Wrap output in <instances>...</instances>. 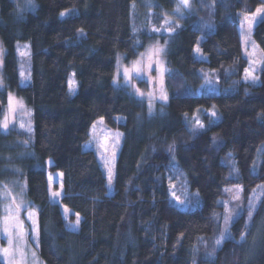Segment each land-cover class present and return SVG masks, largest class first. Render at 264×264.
I'll return each mask as SVG.
<instances>
[{
    "label": "trees",
    "instance_id": "1",
    "mask_svg": "<svg viewBox=\"0 0 264 264\" xmlns=\"http://www.w3.org/2000/svg\"><path fill=\"white\" fill-rule=\"evenodd\" d=\"M136 1L36 0L35 10L18 20L12 0H0L5 87L33 112V157L24 169L37 212L38 255L45 264H264V190L250 220L246 210L253 189L264 185V60L259 83L243 82L247 61L238 31V14L254 12L264 0L197 1L198 15L167 36L168 102L163 116L152 117L143 102L113 84L117 54L129 61L156 39L148 29L135 31ZM157 1L173 7L172 0ZM70 8L76 12L60 17ZM201 34L206 60L194 54ZM252 38L264 55V20ZM17 43L29 44L27 86L19 85ZM203 68L218 79V93H194ZM200 108L214 110L216 118L209 124L204 115V128L192 132L186 117ZM98 118L123 132L111 195L97 157L83 149ZM2 139L0 134V151ZM48 170L62 173L60 202L80 215L77 231L66 229L61 207L49 195ZM179 179L195 193L193 210L179 209L170 197V184ZM227 188L243 189L244 212L230 226V239L217 247L218 200ZM254 229L257 242L250 250L241 236Z\"/></svg>",
    "mask_w": 264,
    "mask_h": 264
},
{
    "label": "rangeland",
    "instance_id": "2",
    "mask_svg": "<svg viewBox=\"0 0 264 264\" xmlns=\"http://www.w3.org/2000/svg\"><path fill=\"white\" fill-rule=\"evenodd\" d=\"M172 1L173 7L170 10L167 9L161 3H159L157 0H137L136 3L132 5V18L133 24H135V31H140L141 29H148L149 32L156 34V39L147 47H145L144 50L140 51L137 57L134 59L126 61L123 53H118L116 56L115 75L113 80L115 88L125 90L130 95L143 102L145 104L147 117H152L154 115L163 116L165 114V107L167 106L168 102V93L166 89V75L168 72L166 62V55L168 52L167 36L173 33L174 27H176L177 25H179L180 27L184 23V21H187L190 18L198 15V0H190V8H182L180 13H177L175 11L179 0ZM12 2L14 4L13 14L18 20L24 19L29 12L35 10L37 5L36 0H33L35 4L34 9L28 4V0H12ZM255 11L256 10L249 14H238V31L242 46V56L247 61V67L243 72L242 81L251 85H257L259 83V73L261 71L262 63L264 60L262 50L252 38L254 27L259 22L254 24L250 34H248L247 31V23H244V38H242L241 36V22L245 15L251 16L253 13H255ZM61 12H65L66 14L63 17H67L69 15L74 14L76 12V9L70 8L65 9ZM156 16L161 17L160 22L155 21ZM166 20L167 23L165 22ZM209 25L211 26L209 29V31L211 32L213 30V27L211 24ZM156 29H159V31H156ZM204 38L205 36L201 34L199 37V45ZM156 47L163 48V52L160 54H155L154 49ZM195 47H197V45ZM0 50H2L0 51V96L3 95L5 100V104H2V106H0V134L3 135L1 144L2 151H0V249L10 247L8 235H6L3 231V218L6 215V208L9 205L15 208V205L21 204L22 202V207L20 208L18 215L20 221L23 222L24 232L22 234V239H19L18 241H16V243L19 245V247L25 249L26 251V264H45L38 255L37 212L35 206L30 201L27 194V182L25 176L27 168L24 169L26 161L33 157V150L31 146V142L33 140V112L32 109L26 105L22 98L18 97L16 94L6 89L5 82L3 79L4 47L1 40ZM16 52L19 85L27 86L30 82L31 77V57L29 44L17 43ZM194 54L198 59L206 60V56L202 52L199 54V56L195 52ZM126 70L127 76L125 75ZM246 70L252 72V74L257 78L255 83H253L250 79H245ZM210 71L205 68L199 70L198 73L200 75L203 72L205 73L202 74L203 79L201 84L195 87L192 86V88H196L194 92L195 94L199 95L203 93H218L220 91L219 81L214 75H212V73H210ZM21 73H24V77H27V79L22 77ZM70 79L75 81L74 90L71 92L69 90ZM206 80L210 81V83H206ZM68 90L71 95L75 94L77 90V84L73 72L69 75L68 78ZM137 90H139V93L137 92ZM9 94H11L12 96L11 105L9 104ZM164 96L167 97L166 100L162 98ZM213 111L214 110L207 111L200 108L192 117H186L185 122L188 124L189 129L194 132L193 130L200 129L196 125V120H199L204 125L205 122L202 121L204 115H207L211 120H214L216 118V116H211V112ZM116 119L120 123L124 121V118L120 116H118ZM142 119V116L137 117L138 122ZM4 124H7V128L3 127ZM117 133L122 134L119 137L118 143L116 141ZM122 140V131H120L118 128L108 127L103 118H98L92 124L89 132V137L87 141L83 144L84 150L92 151L97 157V160L106 177V186L109 195H111L114 190L116 160L121 148ZM113 153H115L114 157ZM260 154L261 152H258L257 160H259ZM172 158L175 160L174 156ZM106 162L109 163V166L112 168L113 179L111 187H109L108 184V169L105 167ZM46 164L47 166H50L52 164V161L47 160ZM58 174L62 173L59 171H47L48 191L49 176L51 175L54 177V180L51 184V191L61 192L63 195L62 175ZM170 185L175 186L174 191L176 197H178L179 200L172 196L171 189L170 197L173 202L178 205L179 209L185 211L190 208V210H193L195 206L194 204H192L191 199L195 197V193H190L188 191L183 179H179L178 185ZM255 189H257L256 192H252L250 198L253 199V202L256 203L257 206V203L262 196L264 188L256 187ZM49 195L53 201L57 202L60 205L62 210V216L64 217V209L66 207L60 202L62 195L53 198L50 194V191ZM235 195L240 196L239 201L233 200V196ZM13 200L15 201V203H13ZM179 201H185V204L182 205L179 203ZM218 202H221L218 204L221 205L222 209L220 213H218L216 218L219 224V233L216 239L214 240V244L215 241L220 238L221 233L224 231L223 203H229L230 207L238 203L239 205H241L240 216L244 212L240 189H225L223 197H221ZM246 210L247 212L249 211V202L246 206ZM29 213L32 214L31 219L28 218ZM13 214L15 215L16 213L14 212ZM75 219L76 213L72 210H69L68 212L67 221H65L63 218L65 224L74 223ZM248 220H250L249 217ZM34 226L36 228L35 232L33 231ZM13 231L15 232V230ZM227 234L230 237V227L228 228ZM256 242L257 233L255 229L250 233V235L242 239V245L250 250H252ZM10 251H14V248L10 249ZM32 253H35L34 258L31 255ZM211 256L208 255V258L211 259ZM0 257L3 264H14L12 255L6 256L3 253H0ZM16 259H19L18 255L16 256ZM207 264H211V262Z\"/></svg>",
    "mask_w": 264,
    "mask_h": 264
},
{
    "label": "snow or ice",
    "instance_id": "3",
    "mask_svg": "<svg viewBox=\"0 0 264 264\" xmlns=\"http://www.w3.org/2000/svg\"><path fill=\"white\" fill-rule=\"evenodd\" d=\"M28 4L34 9L35 8V4L33 2V0H28ZM183 9H188L190 8V0H179V3L177 4V7L175 9V11L177 13H180L181 10ZM65 12H61L60 16L63 17L65 16ZM264 20V2H262L260 7H257L255 13H253L251 16H247L245 15L242 22H241V36L242 38L245 37V31H244V23H247V31L248 34L251 33L252 28L254 26V24H256L257 22ZM167 23V20L165 21ZM177 27H179V25H177ZM206 27H211L210 25L206 26ZM82 33V29L79 30ZM156 31H159V29H156ZM171 31V29H170ZM199 45V41L197 42V47L194 48V52L199 56V54L201 53V49L198 46ZM2 51V50H0ZM163 52V48L161 47H156L154 49V53L155 54H160ZM125 75L127 76V70L125 71ZM207 75V74H205ZM21 76L24 77V73H21ZM25 79H27V77H24ZM246 80L250 79L253 83L256 82V77L252 74V72H249L248 70H246ZM206 83H210V81L206 80ZM74 84L75 81L74 80H69V90L70 92L74 90ZM137 92L139 93V90H137ZM163 99H167L166 96L162 97ZM12 102V96L11 94H9V104L11 105ZM211 116L215 117L216 113L213 111L211 112ZM213 120H209V124H212ZM196 125L200 128L203 129L204 125L199 121L196 120ZM23 126V125H22ZM4 128H7V124L3 125ZM121 133H117L116 134V141L118 143L119 137L121 136ZM115 153H113V157H114ZM105 167L108 169V184L109 187H111L112 185V179H113V174H112V168L109 166V163L106 162ZM234 172L236 171L235 169L233 170ZM58 175H62V174H58ZM54 180L53 176H49V191L50 194L53 198L59 197L62 195L61 192H52L51 191V184ZM174 185H170V189L172 190V196L174 198H176L177 200H179L178 197H176L175 191H174ZM257 188H264V185H257ZM257 189H253V192H256ZM240 191H243V189H240ZM258 199V198H257ZM233 200L234 201H239L240 200V196L239 195H235L233 196ZM13 203H15V201L13 200ZM180 204H185V201H179ZM221 203V202H218ZM22 207V202L21 204H17L15 205V208H13L11 205H9L6 208V215L3 218V231L6 235H8L9 238V246L7 248H3L0 249V253H3L4 255L8 256V255H12L13 257V261L14 264H26L27 261V254L25 249L19 247V245L16 243V241H18L19 239H22V234L24 232V227H23V222L20 221L19 219V210ZM223 207H224V231L221 233L220 238H218L215 241V244L217 247H221L223 245V243L227 240L230 239V237L227 234L228 228L230 227L231 223L240 216L241 214V205H239L238 203L235 204L234 206L230 207L229 203H223ZM256 209V203L253 202V199L250 198L249 199V211H248V217L249 219L252 218L253 216V211ZM16 213L15 215L13 213ZM68 212L69 209L65 208L64 209V220L67 221L68 220ZM29 219L32 218V214L29 213L28 216ZM81 223V218L79 216V214H76V219L74 223H66L65 227L67 230L69 231H77L78 227ZM15 230V232L13 231ZM33 231H36L35 226L33 227ZM35 238V237H34ZM241 239H243V234L241 236ZM14 248V251H10V249ZM19 256V259H16V256ZM32 257H35V253L31 254ZM212 253H209V256H211Z\"/></svg>",
    "mask_w": 264,
    "mask_h": 264
}]
</instances>
